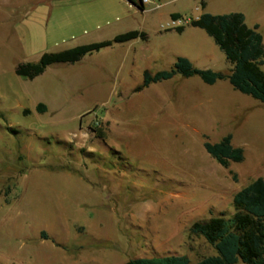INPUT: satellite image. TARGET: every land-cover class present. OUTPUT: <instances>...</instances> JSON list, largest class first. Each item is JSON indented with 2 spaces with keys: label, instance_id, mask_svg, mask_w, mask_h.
<instances>
[{
  "label": "rangeland",
  "instance_id": "374dc122",
  "mask_svg": "<svg viewBox=\"0 0 264 264\" xmlns=\"http://www.w3.org/2000/svg\"><path fill=\"white\" fill-rule=\"evenodd\" d=\"M0 6V264H61L57 249L79 264L94 251L111 264L169 253L194 264L215 254L189 227L231 215L234 193L264 178V104L226 79L208 84L198 75L136 91L143 68L155 73L176 59L158 35L148 36L149 50L140 41L114 45L73 68L19 76L16 66L33 58ZM206 38L180 47L195 67L229 73L232 64ZM227 134L244 157L224 167L203 143Z\"/></svg>",
  "mask_w": 264,
  "mask_h": 264
},
{
  "label": "trees",
  "instance_id": "16d2710c",
  "mask_svg": "<svg viewBox=\"0 0 264 264\" xmlns=\"http://www.w3.org/2000/svg\"><path fill=\"white\" fill-rule=\"evenodd\" d=\"M204 4V0H200V6L204 7ZM137 6L144 8L139 2ZM171 17L177 19L180 15L172 14ZM189 25L202 28L213 38L232 64L229 73L195 67L188 58L179 56L169 69L155 73L143 72L142 83L135 90H141L153 82L169 79L177 73L183 77L198 75L208 84L226 79L235 89L264 104V72L261 69L264 62V46L258 25L248 26L241 12L202 13L196 18H190ZM183 27L180 25L175 29L180 32ZM135 38L146 40L147 34L131 30L109 40L78 45L57 52H44L37 62L19 63L15 73L33 79L51 64L75 63L88 53ZM37 110L43 112L44 104L39 103ZM231 139V134H227L217 142L203 143L207 153L224 167L231 161L239 162L244 157L243 149L233 145ZM232 206L233 213L229 216L221 213L194 221L190 225L189 234L203 237L215 251V254L200 257L194 264H236L239 260L247 264H264V178L257 177L236 191L232 197ZM41 236L47 237L44 232ZM121 264H191V260L186 254H167L134 257Z\"/></svg>",
  "mask_w": 264,
  "mask_h": 264
},
{
  "label": "crops",
  "instance_id": "0c3cea01",
  "mask_svg": "<svg viewBox=\"0 0 264 264\" xmlns=\"http://www.w3.org/2000/svg\"><path fill=\"white\" fill-rule=\"evenodd\" d=\"M137 2L138 0H0V4L5 6L6 19L17 34L22 51L33 58L27 62H37L44 52H57L109 40L131 30L145 32L147 38L151 35L162 37L160 45L165 55H173L176 59L183 56L192 62L197 59L196 56L189 55L188 48L180 46L183 42L196 40L193 45L196 47L200 41L207 40L205 30L189 25L190 18H196L202 13L241 12L248 26L258 25L264 46V0H204V7L200 6V0H150L143 9L137 6ZM172 14H179L180 17L172 19ZM180 25L184 27L178 32L175 27ZM139 41L144 42L139 46L141 50H149V38L114 43L108 48L114 45H132ZM195 47L194 51L197 50ZM56 64L71 65L73 68V63H54L45 70L52 69ZM145 71L151 72V69L143 68L142 72ZM156 71L159 69L154 72ZM71 76L72 80L67 84L73 86V74ZM39 103L44 104L46 110V104L38 101L37 105ZM57 251L60 260L63 259L61 264H79L76 256L67 257V252ZM93 256L96 257L90 260V264H111L109 255L105 257L101 252L94 251Z\"/></svg>",
  "mask_w": 264,
  "mask_h": 264
},
{
  "label": "built area",
  "instance_id": "2783aa9c",
  "mask_svg": "<svg viewBox=\"0 0 264 264\" xmlns=\"http://www.w3.org/2000/svg\"><path fill=\"white\" fill-rule=\"evenodd\" d=\"M138 2L144 6V5L148 4L150 2V0H138Z\"/></svg>",
  "mask_w": 264,
  "mask_h": 264
}]
</instances>
